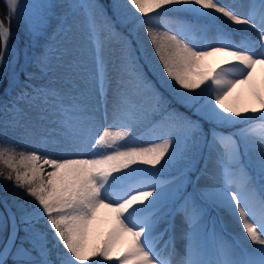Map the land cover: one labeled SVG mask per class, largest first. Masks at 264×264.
I'll list each match as a JSON object with an SVG mask.
<instances>
[{
    "label": "snow or ice",
    "instance_id": "6c2138e0",
    "mask_svg": "<svg viewBox=\"0 0 264 264\" xmlns=\"http://www.w3.org/2000/svg\"><path fill=\"white\" fill-rule=\"evenodd\" d=\"M8 4L15 14L18 0ZM125 4L130 31L142 29L151 46L144 53L146 63L186 107L195 109L198 119L167 112L151 128L159 142L137 146L142 142L135 138L136 129L160 109L162 97L139 62L138 49L115 32L94 0L69 5L83 9L94 44L91 60L74 44L67 14L58 18L56 34H63V44L48 45L36 63L41 73L59 74L48 84L35 85L36 75L28 73L29 83L0 109L19 116V105L27 103L40 124L53 126L40 144L51 143L62 152L50 158L41 154V147L19 153L0 150L10 170L0 176L13 182L18 195L33 201L0 214V264H264V74L255 75L258 65L264 69V0ZM54 7L45 2L28 6L26 19L33 33L43 34ZM215 14L258 34L217 25ZM161 22L168 31L157 30ZM10 36V28L0 21V63ZM113 38L121 48L110 69L104 51ZM210 39L214 43H207ZM218 53L227 59L210 67L207 58ZM241 86L254 106L241 109L226 102ZM205 123L211 125L208 132ZM236 124L245 127L228 134L218 131ZM213 165L219 169L218 179ZM169 168L175 169L173 178L160 179ZM206 177L214 182L198 187ZM101 208L109 211L111 227L99 243H90L98 224L106 223L98 219ZM210 208L235 217L242 232L239 244L209 231ZM170 214L180 215L187 226L183 256L174 233L158 247L168 232H160L159 226ZM41 221L44 228L37 227ZM169 227L174 225L169 222ZM124 240L127 247L114 256Z\"/></svg>",
    "mask_w": 264,
    "mask_h": 264
},
{
    "label": "rangeland",
    "instance_id": "374dc122",
    "mask_svg": "<svg viewBox=\"0 0 264 264\" xmlns=\"http://www.w3.org/2000/svg\"><path fill=\"white\" fill-rule=\"evenodd\" d=\"M4 5L7 9V15L10 17V19L13 20L14 29L13 35L15 38V43L13 46H11L10 54H12V57L9 60L8 69L6 72L7 77V83L4 86L3 91L0 93V109H2V106L4 104L10 103L13 98L17 97L21 88L24 84L29 83L27 74L33 73V71H25V74L22 75V72L19 71L16 68V64L19 60V56L22 57V63L21 64H37V58L41 54V49L45 50L48 45H52L53 48H56L58 46H61L63 44V34L57 35V25L60 22L58 18L64 17L67 14V18L70 23L73 24V31L72 35L74 38V44L78 46L82 52L83 57L86 60H91L93 51H94V44L89 41L88 39V27L86 22V17L83 12V9L80 8H70L69 5H78L81 3H87L89 0H18L17 5V12L15 14H11L9 11V4L8 0H3ZM51 3L55 5L53 8L54 15L51 16L49 23L47 27L44 29L43 34H35L30 30L29 23L26 19L29 8L28 6L33 3ZM94 2L100 6V8L105 13L106 17L108 18L109 23L114 27L115 32L120 34L122 38H125L132 42L133 49H136V46H139V50L136 52L137 58L141 65L144 67V71L147 74V77L149 81H151L152 85L155 87V89L158 91V93L161 95L162 98H164L161 104V107L159 110L155 111L149 116L148 121L145 122L144 125L138 127L134 133L135 138L142 143H140L137 146L146 147L148 146V143L152 142H159L155 140L154 134L151 131V128L153 125H159L161 124L166 117L167 112H170L172 110H175L173 106H175V103L173 101H176L178 103H181L183 106H185L180 99L175 95L174 91L164 84L163 80L160 78V73L157 72L154 68V66L151 63H146L147 57L144 55L145 51L151 52V46L148 42V39L144 33V31L141 29L139 32H131V34L135 37L136 46H134V42L130 39L131 34H126L121 27L117 26V20L113 18L108 11L106 10L105 6L100 0H94ZM221 3H233V2H242V0H220ZM60 3L62 5L64 4L68 10H65L64 12L58 13V8ZM111 5L113 6V9L115 11V14L122 19V26L130 27L131 25L124 19L125 11L127 8V5L125 4V0H112ZM64 8V7H63ZM65 8V9H66ZM63 11V10H62ZM154 15V14H153ZM175 13L170 12L169 17L174 18ZM217 17V20L215 23L217 25L221 24H227L233 28L246 30V28L237 27L235 25H232L231 23H226L222 18H220L217 14H215ZM55 20V22H54ZM157 30L160 32L168 31V27L164 22H161L159 25H156ZM249 32L253 31V29L247 30ZM254 32L256 35L258 34L256 30L254 29ZM238 38V37H237ZM207 43H214L211 39L207 41ZM121 48V43L117 42V38H113L111 42L107 44L104 51V56L106 60L109 61V68H112V65L116 62V57L119 55V51ZM42 50V51H43ZM55 53L53 52V55ZM220 57L221 62H218V57ZM155 59V58H154ZM224 59H227L224 55L215 54L214 56L207 58V64L210 67H215L217 64L222 63ZM26 70V68L24 69ZM59 73H41V77L39 78L36 76V79L32 81L35 85H42V84H48L51 81L55 79V76ZM261 76V74L258 72ZM259 76V77H260ZM258 77V75H257ZM258 77V78H259ZM245 90L247 89L246 86H243ZM181 91H184L181 89ZM243 93L241 87L239 89L234 90L231 97H229L228 101H226L229 104H234L238 106L239 108L243 109L242 104V98ZM145 103H148L147 97H145ZM186 107V106H185ZM20 109H23V114L16 115L12 112L5 113L3 110H0V150L3 148H14L17 153L23 151V152H30L36 147H41V154H47L50 158L60 156L57 152H55L54 146L49 143L46 146H42L40 144V138L42 136H45L48 132H51L53 130V126L48 122L45 121L44 124H40L36 119V112L35 110L29 109L28 104L22 102L19 105ZM103 109H101V112ZM193 113H195V109L193 108ZM192 119H198L197 115H187ZM110 122V121H109ZM209 127H205L204 131L208 132L211 125H208ZM245 127L243 124H236V125H228L224 126L223 128L218 129V131H222L225 134L238 132L240 128ZM102 130V129H100ZM116 129H114L115 131ZM158 134V133H157ZM55 135V133H53ZM59 138V137H57ZM58 148V147H57ZM7 158V153H5V157ZM19 159L17 155V160ZM200 166H203V161H201ZM214 166V165H213ZM212 166V167H213ZM51 170L50 168L48 169ZM10 170L6 167V165L3 163V159H0V173L7 174ZM213 172L215 173L216 179L219 178V169L218 167H214ZM14 175V173H13ZM175 175V169L169 168L165 170V172L161 175L160 179L162 180H170ZM203 180V179H201ZM213 180V179H212ZM211 180L208 181L207 184H211ZM200 182L199 186H203ZM0 190L3 193L5 199L8 201V203L11 204V206L14 208V210H17V205L20 204H31L32 198L26 195H18L16 190L13 187V182L5 180L3 176H0ZM188 191H192V187H188ZM216 210V211H215ZM221 214L224 212V216L220 217ZM217 212V218L216 213ZM0 214L6 215V211L0 204ZM110 216V213L108 214ZM98 219L102 221H106V223H99L96 230L93 232L92 236L90 237V243H99L100 240L103 238V235L107 232L108 228L111 227L112 220H110V217L102 216L101 214H98ZM219 218V219H218ZM208 219V229L211 231L212 229H215V232L219 234L226 242L237 245L239 244L236 239H234V236L231 237V233L233 232L227 225L224 223H228L232 227L233 222L237 221L235 217L233 216L232 220L227 216V212L223 209H217V208H211L209 209V216ZM216 219V220H215ZM220 220V227L217 226ZM166 222H171L174 227L172 228V233H174L175 236V245L177 251L180 253L181 256H183L185 252V246L187 243L186 238V225L182 222V217L178 214L173 217V215H169L166 220ZM165 222V223H166ZM238 222V221H237ZM222 224H225L223 226ZM234 226V225H233ZM40 228H44V222L41 221L40 224L37 226ZM164 227V229H162ZM235 227V226H234ZM168 226H165L164 224L160 227L159 231L162 230V232L167 229ZM221 228V229H220ZM23 226H21V235H23ZM171 232V231H170ZM235 236L241 240V236L237 232L234 233ZM51 235V233H49ZM166 234L163 235L162 239ZM161 239V240H162ZM125 241H121L117 244L115 251L113 252V255H119L124 251V249L127 247V245H124ZM253 247H259V246H253ZM53 258H55V252H53ZM179 259V257H177Z\"/></svg>",
    "mask_w": 264,
    "mask_h": 264
},
{
    "label": "bare ground",
    "instance_id": "6f19581e",
    "mask_svg": "<svg viewBox=\"0 0 264 264\" xmlns=\"http://www.w3.org/2000/svg\"><path fill=\"white\" fill-rule=\"evenodd\" d=\"M220 18H222L221 16H220V14H217ZM221 20H223L224 22H226V23H231L230 21H227V18H222ZM235 26H237V27H242V29L243 28H246V26H244V25H235ZM246 30H250V29H246ZM251 33L252 34H254V35H256V33L254 32V29H253V31H251ZM219 54V53H218ZM219 55H223V54H219ZM220 57L221 56H219L218 57V62L220 61L221 62V60H220ZM225 60V59H224ZM223 60V61H224ZM258 72H260V73H264V69H262L261 68V66H257V69H256V73H255V75H256V77H257V75H258V77L260 76L259 74H257ZM262 75V74H261ZM257 77V78H258ZM243 86H241V89H242V93H243V99H242V104H243V107H251V106H254L255 105V101L252 99V97L248 94V91H247V89L245 90L244 88H242ZM240 87H238L237 89H239ZM113 131H114V129H112ZM53 150H55V152H57L59 155H61L62 154V152H61V149L58 147H54V149ZM57 157H59L58 155H57ZM57 157H52V158H57ZM214 173V172H213ZM215 174V173H214ZM203 179V181H202V184H207L208 183V181L209 180H211L210 182H211V184L214 182V180H212V178L211 177H206V178H202ZM207 182V183H206ZM98 214H101L102 216H108V217H110V220H111V215L109 216L108 214H109V211L107 210V209H104V208H101L99 211H98ZM180 216V215H179ZM227 216L232 220V218H233V216H230L229 214H228V212H227ZM233 221V220H232ZM235 226V227H233L234 228V230H237V232H239L240 233V235H242V232H241V226H240V224L237 222V221H235V222H233V224H232V226ZM125 242H124V245H127V241L126 240H124ZM166 241V240H165ZM164 246V244L162 245V246H159L158 245V247H160V248H162Z\"/></svg>",
    "mask_w": 264,
    "mask_h": 264
},
{
    "label": "trees",
    "instance_id": "16d2710c",
    "mask_svg": "<svg viewBox=\"0 0 264 264\" xmlns=\"http://www.w3.org/2000/svg\"><path fill=\"white\" fill-rule=\"evenodd\" d=\"M102 2L104 3V5L106 6V8H107V10H108V12L109 13H111L112 14V16L114 17V18H116L117 19V22H118V26H120V27H122L123 28V30H125V31H127V29L125 28V27H123L122 25H121V20L117 17V15H115V13H114V11H113V7H112V5H111V3H112V1L111 0H102ZM64 7V8H63ZM58 8V13H61V12H64L65 10H68V8H66L65 7V5L63 4L62 5V3H60V5H59V7H57ZM66 8V9H65ZM63 10V11H62ZM0 11H1V15H2V17H3V21H5L6 20V16H7V9H6V7H5V5H4V1L3 0H0ZM13 19V18H12ZM11 19V21H10V27H11V29L13 30L14 29V24H13V20ZM54 22H55V20H54ZM11 30V31H12ZM13 32V31H12ZM13 39H14V37H13ZM1 50V49H0ZM18 63H17V65L21 68L22 67V58H20V60L19 61H17ZM180 109H182V110H186V108L183 106H178ZM188 111V110H187ZM186 111V112H187Z\"/></svg>",
    "mask_w": 264,
    "mask_h": 264
},
{
    "label": "water",
    "instance_id": "95a60500",
    "mask_svg": "<svg viewBox=\"0 0 264 264\" xmlns=\"http://www.w3.org/2000/svg\"><path fill=\"white\" fill-rule=\"evenodd\" d=\"M0 21H2V18L0 16ZM3 22V21H2ZM4 23V22H3ZM5 26V25H4ZM6 27V26H5ZM10 41V38H9ZM8 41V51L7 54L4 56V60L2 63H0V84L4 78V72L6 71L7 65H8V58H9V50H10V42ZM0 201L3 204V206L6 208L7 211H9V209L12 210V207L9 206V203L7 202V200L5 199L3 193L0 190ZM13 212H15L14 210H12Z\"/></svg>",
    "mask_w": 264,
    "mask_h": 264
}]
</instances>
